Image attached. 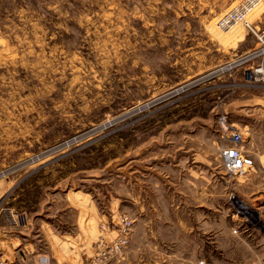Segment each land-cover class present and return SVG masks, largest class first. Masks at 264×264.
Segmentation results:
<instances>
[{
	"label": "rangeland",
	"instance_id": "rangeland-1",
	"mask_svg": "<svg viewBox=\"0 0 264 264\" xmlns=\"http://www.w3.org/2000/svg\"><path fill=\"white\" fill-rule=\"evenodd\" d=\"M232 1L0 0L5 225L74 191L105 211L164 169L178 182L175 210L148 214L150 226L130 228L100 264H264V172L248 183L251 171L230 175L218 156L220 116L253 160L264 153L262 107L250 99L260 81L244 79V65L221 69L257 44L254 24L215 27Z\"/></svg>",
	"mask_w": 264,
	"mask_h": 264
},
{
	"label": "crops",
	"instance_id": "crops-1",
	"mask_svg": "<svg viewBox=\"0 0 264 264\" xmlns=\"http://www.w3.org/2000/svg\"><path fill=\"white\" fill-rule=\"evenodd\" d=\"M254 25L256 29L264 25V14L255 21ZM259 81L260 84L254 88L250 99L262 107L261 119L264 120V61ZM246 101L249 99L246 98ZM250 156L253 165L245 174L251 171L247 182L254 184L264 172V153L258 155L256 160H253L251 154ZM158 175V177L151 176L149 180H142V183L136 186L132 183L131 193L130 189L127 190L124 200L119 197L108 198L105 211H99L97 204L92 202L88 194L74 191L71 195H63L62 199L65 197L66 202L60 208L54 209L47 205L36 207L33 211L19 213L21 220L19 224L13 225L14 214H9L8 219L11 225L8 226L0 217V234H9L13 241V244L11 242L6 244L7 249L4 246L5 252L3 249L0 250L1 262L3 264H91L87 263L89 249H95V255H97L98 238L103 237L107 241L110 238L112 240L116 235L120 210H124L131 220L132 232L129 237L134 234V229L143 232L150 226L145 223L148 214L159 215L160 209L165 207L175 210L169 199L173 197L172 193H168L177 191L178 182L168 185L172 178L164 169L161 171L159 169ZM255 192L260 190L255 188ZM45 200L48 202V198ZM253 205L257 210L253 212L259 213L257 204L253 203ZM93 244H95L94 247ZM104 260L106 258L102 259ZM101 262H93V264Z\"/></svg>",
	"mask_w": 264,
	"mask_h": 264
},
{
	"label": "built area",
	"instance_id": "built-area-1",
	"mask_svg": "<svg viewBox=\"0 0 264 264\" xmlns=\"http://www.w3.org/2000/svg\"><path fill=\"white\" fill-rule=\"evenodd\" d=\"M257 10H259L257 16L251 19L252 14ZM262 14H264V0H233L216 16L214 25L220 31H228L237 25L252 30L255 19ZM252 31L256 38V46L230 59L221 69L226 71L233 69L235 66L244 65L241 66L243 68V78L259 80L262 76V63L264 61V25ZM251 61H254L252 65L245 64ZM217 125L220 138L223 140V143L218 147V156L222 167L230 175L245 173L252 167L253 161L250 154L242 148L245 139L244 132L239 128H235V126L232 127L233 124L227 123L224 116L217 119ZM232 198V195L228 196V199ZM14 216L15 222L12 220L13 225L19 224L21 221L20 215L14 214ZM130 227V218L125 214L119 215L116 235L112 240L107 242L103 237H99L96 241L97 255L94 256V263L121 253L128 242Z\"/></svg>",
	"mask_w": 264,
	"mask_h": 264
},
{
	"label": "bare ground",
	"instance_id": "bare-ground-1",
	"mask_svg": "<svg viewBox=\"0 0 264 264\" xmlns=\"http://www.w3.org/2000/svg\"><path fill=\"white\" fill-rule=\"evenodd\" d=\"M233 28V27H232ZM230 30V29H229ZM231 195V194H230Z\"/></svg>",
	"mask_w": 264,
	"mask_h": 264
}]
</instances>
